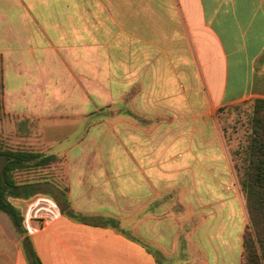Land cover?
<instances>
[{"label":"crops","instance_id":"crops-1","mask_svg":"<svg viewBox=\"0 0 264 264\" xmlns=\"http://www.w3.org/2000/svg\"><path fill=\"white\" fill-rule=\"evenodd\" d=\"M0 73L66 184L18 182L27 232L0 210V264H33L26 236L43 264H241L219 111L264 99V0H0Z\"/></svg>","mask_w":264,"mask_h":264},{"label":"trees","instance_id":"trees-1","mask_svg":"<svg viewBox=\"0 0 264 264\" xmlns=\"http://www.w3.org/2000/svg\"><path fill=\"white\" fill-rule=\"evenodd\" d=\"M254 104L252 129L247 143L234 155L238 156L241 164L233 157L250 218L244 233L241 264H264V99H255ZM60 161L62 158L53 153L0 147V210L9 214L21 234L25 235L27 232L23 222L24 216L9 199V196L23 194L20 191L21 185L15 179V173ZM61 194L63 211L79 217L80 214L73 209L66 192L62 191ZM24 245L33 264H43L28 236Z\"/></svg>","mask_w":264,"mask_h":264},{"label":"rangeland","instance_id":"rangeland-1","mask_svg":"<svg viewBox=\"0 0 264 264\" xmlns=\"http://www.w3.org/2000/svg\"><path fill=\"white\" fill-rule=\"evenodd\" d=\"M254 105V102H246L238 106L223 108L219 111L220 121L228 138L233 157L236 151L240 150L241 146L247 143L248 135L252 129L251 118L253 116ZM18 122V118L7 114L3 108L2 80L0 73V147L35 151L33 149V146L36 145L34 142L35 139L22 138L19 135L18 128L16 129ZM234 158L241 164L237 155ZM32 176L51 177L59 184L62 190L66 185L62 161L52 163L45 167H33L19 170L15 173L17 182H22ZM19 235L22 237L24 234Z\"/></svg>","mask_w":264,"mask_h":264}]
</instances>
